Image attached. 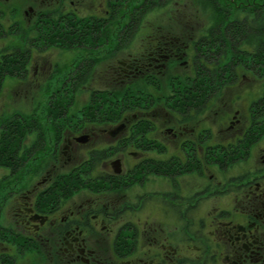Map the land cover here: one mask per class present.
<instances>
[{"label":"flooded vegetation","instance_id":"obj_1","mask_svg":"<svg viewBox=\"0 0 264 264\" xmlns=\"http://www.w3.org/2000/svg\"><path fill=\"white\" fill-rule=\"evenodd\" d=\"M78 2H89L96 11L78 16L73 11ZM104 2L0 0V88L13 79L37 85V73L52 70L64 71L57 80L63 86L71 80L72 66L94 65L98 58L90 53H81L74 63H59L51 54L55 46L71 47L75 37L103 36L94 29L103 19L98 8ZM161 37L160 47L153 48L152 41L139 54L108 61L112 84L122 81L121 73L148 83L156 81V73L163 75L174 54L166 47L172 41ZM189 81H180L184 95L172 105L178 109L175 121L166 120L163 128L153 127L150 110L133 113L132 126L114 134L111 126L50 128L51 153L39 148L40 141L32 144L34 152L25 148L34 153L27 157L32 161L28 175L26 159L3 156L0 264H264V130L247 124L249 116H257L254 111L239 118L236 109L219 133L216 111L210 108L208 120L199 116L215 98L216 81L208 82L213 88L202 101L201 89L195 94L200 82L193 80L198 87L192 90ZM162 110L167 115L166 107ZM36 118L20 112L4 117L1 111L0 152L6 140L10 144L23 136L25 126L27 133L39 135ZM84 145L90 147L75 159L73 151ZM60 152L63 164L50 160L43 168L45 157ZM235 163L243 167L232 175ZM9 166L21 173L11 175L16 172ZM63 167L64 175H56Z\"/></svg>","mask_w":264,"mask_h":264},{"label":"rangeland","instance_id":"obj_2","mask_svg":"<svg viewBox=\"0 0 264 264\" xmlns=\"http://www.w3.org/2000/svg\"><path fill=\"white\" fill-rule=\"evenodd\" d=\"M144 1L145 4L141 5L140 8H130L131 6L134 7L142 4ZM89 2H87L88 4L85 6H82L81 3L78 2L77 6H75L76 8L73 9L74 13L78 16H90L89 13L94 9L91 6H88L90 5ZM147 2L149 3L146 4ZM111 5L112 4L108 3V0H105L103 5L98 8V12L103 16V19L97 24L98 28L96 27V30L97 32H103V36L94 38L92 35H85V40L83 41L88 42L87 46L82 44L80 39L76 38L77 41H74V44L71 47L69 44L66 46L58 45L55 46L57 49L52 51L51 59L56 60L59 63H63L65 60H72L74 63L77 61L81 53L84 55L88 53L93 54V56L96 57L95 59L98 58V60H96L94 65L89 69L84 70V66H72L71 80L63 86H61V83L57 80L61 79L58 77H62L64 71L58 72L52 70L49 74L43 72L37 73L41 74V82H38L37 85L33 82H21L13 79L9 84H6L4 88H0V112L4 111V117L13 116L19 112L26 116L35 115L37 121L40 122H37V124L42 129L41 133L37 135L36 133H27L29 131L25 126L23 136H18L16 140H11L10 144L7 140L5 141L11 149L14 148L15 150V148L19 147V151L16 152L18 160L23 159V161H25L26 159V167L24 166L23 170L25 172L24 175L31 174L29 173L31 168L28 167L32 164V161L31 163H28L27 157L29 158L34 154L30 152V154H27L25 148L34 152L32 151L34 150L32 144L36 141H40V149L46 148L48 149L47 152H52L53 132L50 128L58 126L62 128H82L83 126L115 127L120 123H124L127 128L131 127L133 121L128 118L131 117L133 113H143V111H148L146 108L147 103H149L147 95H153L154 97L160 96V99L156 101L149 110L154 114L152 121L155 125H153V127L163 128L165 127L163 124L166 120L169 119L175 121V114L178 109L176 107L173 108L172 105H175L174 93L177 90L176 88L180 81L186 82V78H188L187 80H190L188 83H191L190 86L192 85V90L198 87L193 84V80L200 82V85L204 88V85L208 84V82L203 83L198 79H193L195 74L193 73V66L191 65L192 53L186 52L185 54V52L180 49H178L177 53L173 52L174 58L172 59L173 61H171L168 70L165 71V73L162 72L164 73L163 75L156 73V77L158 76L156 81L148 83L144 78H135L131 76L125 78L123 76V85L120 83L112 84L113 82L109 80L106 71V63L108 61L112 60L115 62L116 59L126 58L128 54L135 55L144 51L148 47V44L153 41V38L158 37L157 34L159 32L156 30L162 31V35L165 36L170 33L171 29H174L172 31L173 35L180 38V41L176 42V45L181 46V40L183 37H189L187 36L191 34L189 32H195L196 35H198L201 27L207 29L210 25L211 17L208 8H205L203 5H200L199 2L192 0H118V5L121 8L119 12H116L114 15H112L114 11H112ZM95 11L96 10H94V12ZM126 24L129 25L124 27ZM196 35H194V37ZM96 39L103 42H99L97 45L93 44L94 46H92V43H94V40ZM190 40H192V38ZM180 52L183 53L180 54ZM189 52H191V50ZM226 53L228 56L224 60L221 59V63L229 61L230 52ZM243 66L244 64H242V67L239 66L240 73H238V77L235 81H222V79L218 81V75H215V98L212 102L207 101L206 106H202V110L200 109L201 112L199 116L201 118L206 117L207 120L210 108H212V111L217 112L216 127H218V132L219 129L228 126L230 115H233L236 109L238 110L239 118L246 113L248 115L249 113L251 114L252 101L257 98L259 99L264 95L263 70H255L252 69L253 67L245 68ZM256 72H258V74ZM118 85H121V87ZM200 85L197 88V91H195V94H198L200 91ZM212 88V85L208 84L205 91L201 90L199 95L203 92H205V94L203 97L200 95L198 101L208 98L210 95V89ZM125 91L129 92L130 95H136L137 98L141 100L140 104L138 106L126 108L123 111V117L117 122L108 123L103 120L105 119L104 113L109 112L107 109H111V107H109L110 100L113 99V101L119 102L116 109H119L124 104L123 101H125L126 104H128L127 101L130 103L131 96L126 99H123L121 96H114L117 92L121 94ZM112 96L114 97L112 98ZM93 99L97 102L93 101ZM58 100H63L66 103V109L61 110L59 114L49 110L50 105ZM102 100L103 107L98 110V103ZM115 102L111 103L112 109L115 107ZM209 102L212 105L211 107ZM88 106L92 107L91 112H88ZM165 107L168 110L167 115H165L166 111L162 110V108ZM226 113L229 114L226 115ZM90 116L94 117L89 118ZM252 118L254 117L249 116L250 120H246L247 124L249 121L252 123ZM49 119H52L55 123H50ZM92 119H99V121H91ZM262 120V124H256L252 127L264 130V119ZM81 121H83V123H81ZM244 124L242 123L241 125L244 126ZM253 134L249 133V137ZM224 135L225 133H222L220 136L223 137ZM255 137L256 136H253L252 138ZM255 142L256 141L251 143ZM59 144H61V142H59L58 145ZM89 147L90 145H86L85 147L79 146L73 151L74 158L79 159L80 154L82 155L83 151H86ZM40 153L42 154V152ZM69 155H71V150L69 151ZM50 160L63 164V162H65V155L60 152L57 157H54V159L45 157L43 168L48 165ZM252 161L254 160H250V164H252ZM241 167H243L241 163H235L232 175H235L236 172L240 171ZM66 169L67 167H63V169L57 170L55 174L64 175ZM3 170L4 174L8 173L5 172L8 170L7 168L4 167ZM9 171L16 172L11 175H19L21 173V168L17 167L14 169L9 166ZM1 172L2 169H0V174Z\"/></svg>","mask_w":264,"mask_h":264},{"label":"trees","instance_id":"obj_3","mask_svg":"<svg viewBox=\"0 0 264 264\" xmlns=\"http://www.w3.org/2000/svg\"><path fill=\"white\" fill-rule=\"evenodd\" d=\"M199 2L200 5H203L205 8L210 10V25L207 29L201 27L199 30V34L196 35L195 32H189L191 34L187 35L189 37H183L181 40V46L176 45L175 40H179L177 36L173 35L171 29L170 33L165 35V39L167 41H172L166 47L168 52H175L180 49L181 51L187 53H192L191 56V65L193 66L194 78L198 79L201 82H209L211 80H216L215 75H218L217 80L220 79L226 81H235L238 77V73H240V67L244 64L243 67H250L255 70H263L264 73V0H192ZM147 2L146 4H148ZM145 4V1L137 6L130 7L133 9L140 8L141 5ZM112 11L114 15L116 12H119L120 6L118 4L112 5ZM184 15V14H183ZM129 24H126L124 27H127ZM96 32V29H94ZM90 29H80V32H91ZM159 32L157 34L158 37L153 38L155 48L161 46L162 41V31L156 30ZM79 32V33H80ZM126 32V31H125ZM194 35H196L194 37ZM180 36V35H178ZM80 39V41L85 40V36L75 37ZM96 38V35L94 36ZM192 38V40H190ZM121 39V38H120ZM193 42H190V41ZM156 42V43H155ZM162 47H164L162 45ZM183 48V49H182ZM191 50V52H189ZM183 52H180L182 54ZM226 52H230V59L228 62L221 63V59L224 60L227 58L228 54ZM171 62L169 63V66ZM240 67H239V66ZM262 68V69H261ZM227 73V74H226ZM258 74V72H256ZM124 73H121V78H123ZM120 78V79H121ZM119 79V80H120ZM188 78H186L187 81ZM179 81V80H178ZM123 81L120 82L121 85ZM180 84V83H179ZM178 84L177 90L174 93V99L176 104L178 101L176 98L181 96L182 91L180 92L181 86ZM121 85H118L121 87ZM219 85V84H218ZM205 88L200 85L201 90L206 89L208 84L204 85ZM205 92H203L201 97ZM199 95V96H200ZM111 96V95H110ZM116 97H122L123 99L131 96L130 103L125 101L124 104L119 108V102H115L110 100L111 109L109 112H105V121L108 123H114L119 121L123 117V111L126 108H130L132 106H138L141 102L140 99L137 98L136 95H133L127 91L119 94H115ZM112 96V98L114 97ZM147 100L149 103L146 105V108L149 110L152 105L160 99V96L154 97L153 95H147ZM101 98V97H98ZM93 101H95L93 99ZM107 101V100H106ZM97 102V101H95ZM115 102V107L112 109L111 103ZM96 106V105H95ZM103 107V100L98 103V110ZM66 109V103L63 100H58L50 105L49 110L51 112H59L61 110ZM88 112L92 111V107L88 106ZM252 112L257 114V116H253L252 125H256V120L260 119L261 124L264 119V95L252 101L251 105ZM106 111V110H105ZM251 112V113H252ZM94 115V114H93ZM94 117L90 116L89 118ZM99 117V116H98ZM142 122V127L148 126L144 123V120H140ZM83 120V119H82ZM84 121V120H83ZM91 121H99V119H92ZM60 127V126H58ZM9 143V141H8ZM4 156L5 159H13L16 156V152L12 151L9 148V145L4 147V153L0 152V159Z\"/></svg>","mask_w":264,"mask_h":264},{"label":"water","instance_id":"obj_4","mask_svg":"<svg viewBox=\"0 0 264 264\" xmlns=\"http://www.w3.org/2000/svg\"><path fill=\"white\" fill-rule=\"evenodd\" d=\"M124 127H125V124L124 123H120V124H118L117 126H115L113 128V130L111 131V133L114 134V133L122 130ZM79 140H83V138H80Z\"/></svg>","mask_w":264,"mask_h":264}]
</instances>
